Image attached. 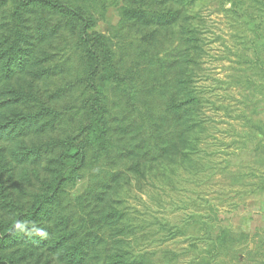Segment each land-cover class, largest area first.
<instances>
[{
    "label": "trees",
    "instance_id": "16d2710c",
    "mask_svg": "<svg viewBox=\"0 0 264 264\" xmlns=\"http://www.w3.org/2000/svg\"><path fill=\"white\" fill-rule=\"evenodd\" d=\"M203 1L123 0L116 36L132 38L123 48L91 35L95 18L66 0H0V264H155L142 242L157 233L135 222L126 202L151 177L198 174L215 152L211 101L197 86L206 46L194 7ZM223 1L253 17L257 33L263 19L254 8L264 0ZM261 47L254 38L244 45L253 50L247 65L263 69L247 77L246 97L264 94ZM262 99H245L249 115L238 112L264 131L255 116ZM254 127L234 142L254 143ZM258 141L264 146V135ZM82 180V194L66 198ZM236 240L216 239L192 261L264 264V237L248 260Z\"/></svg>",
    "mask_w": 264,
    "mask_h": 264
},
{
    "label": "rangeland",
    "instance_id": "374dc122",
    "mask_svg": "<svg viewBox=\"0 0 264 264\" xmlns=\"http://www.w3.org/2000/svg\"><path fill=\"white\" fill-rule=\"evenodd\" d=\"M122 1L66 0V3L95 18V25L88 30L91 35L111 36L113 47L125 48L132 43L130 35L123 30L126 37L116 36L122 28L119 12ZM225 2L204 0L194 7L198 13L194 25L203 34L206 46L202 58L204 71L197 86L204 89L211 101L205 109L214 122L206 134L214 143H208L210 150L215 152L202 160L198 174L185 168L172 183L151 177L143 181L141 190L135 186L128 192L129 215L135 222L144 221L142 228L151 226L149 233H157L154 239L142 242L146 248L155 250L156 255L152 256L155 264H160L157 261L162 257V264H196L192 260L198 259V251H209L216 239L221 244L237 239L235 249L243 253L242 259L246 256L248 260L252 256L247 254V249L255 248L264 237V190H257L264 175V146L258 141L264 131L253 124L244 125L245 120L239 115L242 111L238 112L245 110L249 115L250 107H246L244 100L263 98L258 102L263 108L255 116L264 121V94L255 91L246 97L249 90L245 86L247 77L252 78L254 72L262 73L263 69L247 65L246 57H253V50L244 49L253 38L264 44V2L260 3V9L254 8V14H260L263 19L257 33L249 23L253 17L239 18L230 11L231 3ZM259 55L264 60V47ZM249 127H254L255 142L246 146L235 143V139H240L238 134H244ZM86 184L82 180L72 185L66 198L73 200L81 195ZM169 226L173 227L170 234Z\"/></svg>",
    "mask_w": 264,
    "mask_h": 264
}]
</instances>
